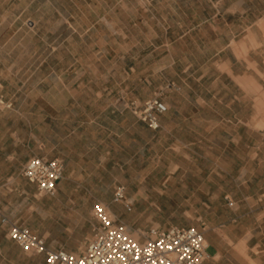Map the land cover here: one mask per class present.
<instances>
[{
  "label": "rangeland",
  "instance_id": "374dc122",
  "mask_svg": "<svg viewBox=\"0 0 264 264\" xmlns=\"http://www.w3.org/2000/svg\"><path fill=\"white\" fill-rule=\"evenodd\" d=\"M218 1L0 0V95L13 103L0 107V207L48 244L81 254L99 227L95 205L108 206L125 185L130 209L112 203L114 219L138 240L153 227L195 226L222 234L223 264L264 262V47L253 63L205 65L220 85H206L204 126L154 130L128 106L165 91L192 60ZM253 2L244 8L263 15L264 0ZM250 94L261 112L251 113ZM74 147L93 172L76 183V197L62 188L41 195L22 175L29 157L71 156ZM0 264L46 262L11 241L0 243Z\"/></svg>",
  "mask_w": 264,
  "mask_h": 264
},
{
  "label": "crops",
  "instance_id": "0c3cea01",
  "mask_svg": "<svg viewBox=\"0 0 264 264\" xmlns=\"http://www.w3.org/2000/svg\"><path fill=\"white\" fill-rule=\"evenodd\" d=\"M253 4V0H219L217 2V16L213 20H211L212 17L210 16L211 18H205L203 21L208 24L201 33L202 45H198L196 48L193 47V51L197 54H194V57L187 65L182 66L178 72L174 73L175 75H172V77L168 79L167 84L165 85V91L158 93L156 91L157 88H154L152 96L144 94L137 98H129L127 100L135 101L137 104L143 105L146 100L159 96L167 107V110L159 117V129L165 132L173 131V129L179 127L187 128L188 126L192 127L193 125H206L207 122L205 121V118L207 117V114L204 109L208 106V96L212 92V90L206 85L209 83H212V85H220V77L213 79L206 77L205 65L207 66V64L211 62L217 64L219 68L220 65H227V63L233 61L246 62L247 64L253 63L254 61L251 58V55L258 53L260 48L264 47V14L251 15L248 8H244V5H248L252 8ZM240 55L245 56L240 57ZM198 65L199 67L201 65L203 72H200ZM149 84L151 83L149 82ZM215 95L216 93L213 94V97H215ZM5 100L11 103V101L7 99ZM247 100L250 102L253 101V95L250 94ZM218 103V106L215 107V109H217L215 112L218 111V118L221 119L219 120L218 125H221L225 124L226 121L227 106L225 96L223 98L219 97ZM250 105L252 114L255 111L258 113L262 111L256 106L253 109L252 102ZM12 106L10 108H12ZM208 125H210L209 121ZM84 155L85 154L82 152H78L77 147H74V152L71 156H69L67 152H64V154H60V156L49 157L58 158L64 165L62 178L57 184V191L58 188H62L66 195L76 197V194L74 193L76 183L86 180L83 174L93 173L91 169L87 171L82 167L80 161ZM30 158L31 157L28 159ZM123 186L125 187L127 195V188L125 185ZM90 196H95V194H90ZM226 198L234 203L229 195H226ZM105 203L108 205L107 207L109 210L116 215L113 211V202L110 203L106 201ZM1 216H6L11 221L17 222L23 226L25 225L12 217L4 207H0V243L6 245L10 244L11 241L15 243L8 236V226L1 224ZM168 228L169 227L162 229ZM34 233L37 234L36 232ZM204 234L207 241V257L204 264H223L225 261L224 253L222 252L221 247H219L217 238L224 237L218 232L215 233V235L210 231H207V233L204 232ZM231 241H233L232 238ZM15 244L17 247L21 248L17 243ZM47 245L51 248L59 249L52 244H48V242ZM209 248L213 249L212 253L208 252ZM246 264H264V262L248 258Z\"/></svg>",
  "mask_w": 264,
  "mask_h": 264
},
{
  "label": "built area",
  "instance_id": "2783aa9c",
  "mask_svg": "<svg viewBox=\"0 0 264 264\" xmlns=\"http://www.w3.org/2000/svg\"><path fill=\"white\" fill-rule=\"evenodd\" d=\"M11 106L12 103L0 96V107ZM128 106L154 130L159 129V117L167 110L159 97L150 98L143 105L131 101ZM63 169L58 158L34 156L25 163L22 175L36 186L39 194L55 196ZM112 201L128 206L123 185L115 188ZM228 201L231 206L234 204ZM93 213L99 227L81 254L49 247L44 237L6 216H1V224L8 226L9 238L21 249L43 255L47 264H204L207 257L206 237L198 227L150 228L145 239L140 241L133 238L124 225L116 222L104 204H96Z\"/></svg>",
  "mask_w": 264,
  "mask_h": 264
},
{
  "label": "bare ground",
  "instance_id": "6f19581e",
  "mask_svg": "<svg viewBox=\"0 0 264 264\" xmlns=\"http://www.w3.org/2000/svg\"><path fill=\"white\" fill-rule=\"evenodd\" d=\"M107 207V206H106ZM109 209V208H108ZM110 211V210H109ZM110 214H111V216L113 217V218H115V216H114V214L110 211ZM136 235L138 236V232H135V234H134V237L133 238H135V239H137L138 240V238L136 237Z\"/></svg>",
  "mask_w": 264,
  "mask_h": 264
}]
</instances>
